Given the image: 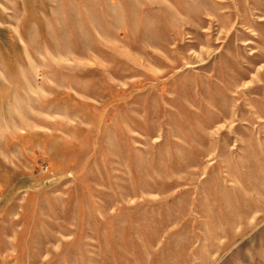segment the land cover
Listing matches in <instances>:
<instances>
[{
  "label": "rangeland",
  "instance_id": "374dc122",
  "mask_svg": "<svg viewBox=\"0 0 264 264\" xmlns=\"http://www.w3.org/2000/svg\"><path fill=\"white\" fill-rule=\"evenodd\" d=\"M0 264H264V0H0Z\"/></svg>",
  "mask_w": 264,
  "mask_h": 264
}]
</instances>
